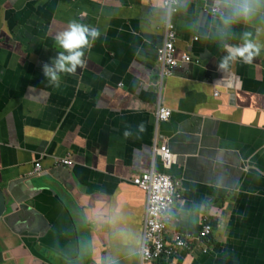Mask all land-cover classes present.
<instances>
[{
  "label": "crops",
  "instance_id": "1",
  "mask_svg": "<svg viewBox=\"0 0 264 264\" xmlns=\"http://www.w3.org/2000/svg\"><path fill=\"white\" fill-rule=\"evenodd\" d=\"M165 20L162 0H0V264H140L146 195L131 181L151 170L181 184L167 244H198L151 264H264V0H180L176 52L198 62L165 81L156 129ZM70 22L100 35L56 84L42 68ZM245 41L260 54L219 69Z\"/></svg>",
  "mask_w": 264,
  "mask_h": 264
},
{
  "label": "built area",
  "instance_id": "2",
  "mask_svg": "<svg viewBox=\"0 0 264 264\" xmlns=\"http://www.w3.org/2000/svg\"><path fill=\"white\" fill-rule=\"evenodd\" d=\"M180 0H162V7L165 10V31L163 44L157 50V61L160 68L158 95L159 102L155 111V127L167 122L172 111L162 106V91L165 81L173 75L174 69L182 64L198 62L188 53L177 55L176 40L178 34L173 24V18L178 13ZM218 8L211 10L212 14H217ZM153 158H159L168 168L172 164L173 154L169 151L167 144L157 145L154 140L152 146ZM61 165L70 166V159H62ZM42 171L39 162L34 165L33 174L38 175ZM131 183L142 190L146 195L145 218L143 222V233L140 250V264H151L159 260H173L177 249H193L198 244L192 245L191 242L176 237L174 245L170 246L165 240V233L168 227V213L182 200L181 184L173 180L170 176L156 173L153 170L133 177ZM213 225L209 222L208 216L205 217L201 237L205 240L213 235ZM197 242V241H194ZM204 251L206 252L205 248Z\"/></svg>",
  "mask_w": 264,
  "mask_h": 264
},
{
  "label": "clouds",
  "instance_id": "3",
  "mask_svg": "<svg viewBox=\"0 0 264 264\" xmlns=\"http://www.w3.org/2000/svg\"><path fill=\"white\" fill-rule=\"evenodd\" d=\"M237 17H246L249 7L246 3L236 5L234 8ZM100 32L96 28H90L77 22H70L66 30L59 32L55 36L56 45L63 49L58 52L50 64L43 65V75L51 82L59 83L60 74H72L78 66L84 64L82 59L84 50L91 47V42L99 37ZM226 56L222 58L219 69L226 71L229 61L239 60L248 63L253 57L260 54V48L251 41H245L240 45H224ZM129 133L125 132L127 136Z\"/></svg>",
  "mask_w": 264,
  "mask_h": 264
},
{
  "label": "water",
  "instance_id": "4",
  "mask_svg": "<svg viewBox=\"0 0 264 264\" xmlns=\"http://www.w3.org/2000/svg\"><path fill=\"white\" fill-rule=\"evenodd\" d=\"M6 211L5 198L3 193L0 191V220Z\"/></svg>",
  "mask_w": 264,
  "mask_h": 264
}]
</instances>
